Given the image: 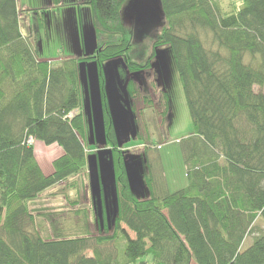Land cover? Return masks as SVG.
Here are the masks:
<instances>
[{
  "label": "trees",
  "instance_id": "16d2710c",
  "mask_svg": "<svg viewBox=\"0 0 264 264\" xmlns=\"http://www.w3.org/2000/svg\"><path fill=\"white\" fill-rule=\"evenodd\" d=\"M126 2L85 0L94 53L52 65L24 36L17 0H0V264H264V0H161L168 22L146 18L142 30L153 47L144 62L132 59L121 15ZM35 25L38 40L42 27ZM103 32L114 37L103 40ZM165 45L193 120L194 131L181 140L188 184L171 192L160 152L144 151L149 197L139 198L111 121L104 64L122 58L141 72ZM87 59L99 71L118 211L112 231L105 216L104 231L96 218L94 230L54 225L47 237L40 228L47 214L35 215L30 203L87 166L78 68ZM127 88L134 96L133 80ZM31 137L63 148L52 173L40 166Z\"/></svg>",
  "mask_w": 264,
  "mask_h": 264
},
{
  "label": "rangeland",
  "instance_id": "374dc122",
  "mask_svg": "<svg viewBox=\"0 0 264 264\" xmlns=\"http://www.w3.org/2000/svg\"><path fill=\"white\" fill-rule=\"evenodd\" d=\"M60 1L58 6L60 5L61 7L55 9L53 0H17L24 36L30 38L35 48L38 47V41H35L34 34L36 31L35 24H40L43 41L41 43L42 47L39 46V48L42 56L48 57L52 65H58V63L69 59V56L71 57L70 54L74 56L77 54V56L79 54L90 56L95 43V24H93L90 4L83 2L84 0H62V3ZM223 1L224 3L229 1L239 3V0ZM40 5L44 7L46 26L43 22V14L37 15L38 9L34 8ZM32 7L34 11H31ZM121 12L125 34L133 44L132 59L144 62L150 56L153 40L149 33L144 29L142 30L143 20L148 15H155L163 24L168 22L165 11L162 9L161 0H127ZM31 16H33V19L36 17L37 23L36 21H34V24L31 22ZM118 36L122 37L121 35ZM113 37V34L108 35L104 32L102 34L103 40ZM160 48L162 50V59L155 57L152 61V68L145 75H142V78L135 77L138 91L134 97H128L131 101L135 124L131 140L126 142L122 148L129 156H139L141 162L145 155L144 151L151 152L152 156H154L153 154L156 150L160 152L166 183H168L170 191H174L182 189L188 184L183 150H181V140L191 134L194 128L180 75H178L176 69L174 53H172L169 45ZM162 60L163 63H161ZM82 61L85 65L93 63L94 60L87 59L80 62ZM118 67L123 73V76H121L122 87L120 88L124 91L127 81L135 75L133 76L121 61L118 62ZM86 87L88 93L91 92V82L88 78L84 79V83L81 82L82 110L85 113L87 153L94 154L100 149L111 147L100 144L96 127H93L94 122L89 120V111L85 98ZM125 93L127 92L125 91ZM164 93H168L169 97L170 108L167 112ZM77 112L78 110L71 111L69 116ZM42 145L40 150H37L36 156L40 166L47 172L45 173L50 174L54 169L53 161L62 155V150L58 145L48 146L45 143ZM140 161H138V164L141 173V183L137 194L141 197H148L146 186L143 182V173L147 169L146 165L140 163ZM89 179V165L87 163V166L79 174L43 192L36 199V202H33V206L38 209L44 208L47 214H51L53 220L61 221L60 219L63 220V212L73 209L68 203H72V200L64 199L62 195L68 193L69 197L75 200V196L79 194V191L81 192L82 190L84 192L86 188L91 189ZM259 225L264 230V222L262 220H259ZM45 227L44 235L52 237L53 231L51 225L49 226V222H45ZM71 231H75L74 233L78 232L77 230ZM253 239V234H251L247 239L246 246H249Z\"/></svg>",
  "mask_w": 264,
  "mask_h": 264
},
{
  "label": "water",
  "instance_id": "95a60500",
  "mask_svg": "<svg viewBox=\"0 0 264 264\" xmlns=\"http://www.w3.org/2000/svg\"><path fill=\"white\" fill-rule=\"evenodd\" d=\"M149 16L153 15H148ZM143 22L146 24L147 21ZM95 26V25H94ZM95 35V28H94ZM97 45V35H95V43L92 54L94 53ZM160 48V47H159ZM157 49V58L162 59V50ZM91 54V55H92ZM78 55V54H77ZM76 57H84L81 54ZM89 57V56H86ZM124 61L122 58H112V60L107 61L104 64V72H105V94L108 104V109L110 110L111 121L113 122V128L116 133L117 142L120 147H123L126 142L131 140L133 129H134V114L133 109L131 107V101L129 94V90L127 88V83L121 90L122 87V78L120 74V69L118 67V62ZM84 62L79 63V79L84 83V79L88 78L91 82V92L88 93V89L86 87V100H87V109L89 111L88 116L90 122L93 120V127H96V132L98 136V140L100 144L104 146H108L107 136L105 132V121H104V110H103V100H102V89L100 86V78L99 71L97 67V62L93 61L91 64H83ZM163 63V60L162 62ZM125 66V64H124ZM165 72V69H164ZM128 82V81H127ZM125 91L127 93H125ZM125 163H126V173L128 174L129 185H131V189L135 195L139 198L140 195L137 194L139 190V186L141 183L140 171H139V156H129L127 152H125ZM88 165H89V176H90V186L92 191V197H94V208L96 212V218H99L101 221L102 228L105 223V219L107 218L108 227L112 231V226L115 222V215L118 211L117 207V174L115 173V166L113 164V153L111 148L100 149L94 154L88 155ZM145 162V157L143 161ZM145 175L143 173V182L145 184ZM146 186L147 195L148 187ZM149 197V195H148ZM146 198V197H141ZM106 216V218H104Z\"/></svg>",
  "mask_w": 264,
  "mask_h": 264
},
{
  "label": "crops",
  "instance_id": "0c3cea01",
  "mask_svg": "<svg viewBox=\"0 0 264 264\" xmlns=\"http://www.w3.org/2000/svg\"><path fill=\"white\" fill-rule=\"evenodd\" d=\"M83 2H85V0ZM56 6L57 5H55L53 7L55 8ZM34 8L38 9L37 15L38 14L40 15L42 13L43 16H44V7L43 6L40 5V6L34 7ZM34 8L32 7L31 11L32 10L34 11ZM30 20L34 24L35 23L34 21H36V17H34V19H33V16H31ZM42 34H43V32H42ZM34 38H35V36H34ZM37 41H38V46H41V43L43 41L42 35L39 36ZM44 58L45 57H43V56L41 57V59H44ZM46 59H48V57ZM42 144H44V142L41 141V140L40 141L37 140L34 143L36 152H37L38 149L40 150V148L43 146ZM51 145H58V144L52 143ZM51 145H48V146H51ZM58 146L60 147V149L62 150V153H63V148H61L60 145H58ZM62 197L64 199L72 200V203L71 202H68V203L73 209H68V212H65V213L63 212V220L60 219L61 221H59L57 219L53 220L51 214H47L45 212L44 208H39L38 209V208L34 207L33 204L35 203V201H34V203L33 202L31 203L32 207L30 206V211H33L35 215H38L40 213L43 214V212L47 214L45 216L46 218H44L43 222H41L40 228H42L43 231H44L45 228H46L45 227V222H49V226L51 225V229L54 227V225H56L62 231H71V230H76V229L78 230V229H83V228H87V227H89L90 230H94V227H95V224H96L97 220H96V212H95L96 210L94 208V197H92L91 189L90 188H88V189L86 188L84 192H82V190H81V192L79 191V194L75 196V200L70 198L68 193H64L62 195ZM92 213H93V216H92ZM85 215H87V218H86L87 220L84 218ZM103 231H104V229H103ZM151 263H152L151 259L148 258L146 264H151ZM137 264H143V263H137ZM192 264H197V263L193 262Z\"/></svg>",
  "mask_w": 264,
  "mask_h": 264
},
{
  "label": "flooded vegetation",
  "instance_id": "af4514ba",
  "mask_svg": "<svg viewBox=\"0 0 264 264\" xmlns=\"http://www.w3.org/2000/svg\"><path fill=\"white\" fill-rule=\"evenodd\" d=\"M62 1V0H61ZM60 1V2H61ZM62 3V2H61ZM56 8L55 9H58L59 7H61L60 5L58 6V4L56 3ZM44 16H46V14H45V11H44ZM151 65H152V62H151ZM153 66V65H152ZM152 66H151V68H152ZM151 68H148V69H145V70H142L141 72H131V71H129L128 70V68H127V70L134 76V77H132V78H130L131 80H133V84H134V87H135V93L134 94H136L137 93V91H138V87L136 86V81H135V77H138V78H142L143 76L142 75H145V73H147V71L149 70V69H151ZM164 94H166V95H168V93H164ZM135 96V95H134ZM134 96H131V97H134ZM132 99H134V98H132Z\"/></svg>",
  "mask_w": 264,
  "mask_h": 264
},
{
  "label": "built area",
  "instance_id": "2783aa9c",
  "mask_svg": "<svg viewBox=\"0 0 264 264\" xmlns=\"http://www.w3.org/2000/svg\"><path fill=\"white\" fill-rule=\"evenodd\" d=\"M29 143L34 144V143H35V139H34L33 137H31V138L29 139Z\"/></svg>",
  "mask_w": 264,
  "mask_h": 264
}]
</instances>
